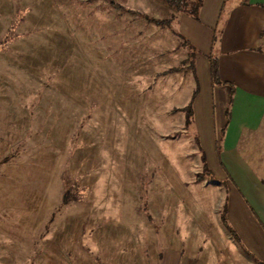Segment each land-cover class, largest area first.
Segmentation results:
<instances>
[{"label":"rangeland","instance_id":"rangeland-1","mask_svg":"<svg viewBox=\"0 0 264 264\" xmlns=\"http://www.w3.org/2000/svg\"><path fill=\"white\" fill-rule=\"evenodd\" d=\"M113 1L0 0V264L169 263L217 179L180 10Z\"/></svg>","mask_w":264,"mask_h":264},{"label":"crops","instance_id":"crops-1","mask_svg":"<svg viewBox=\"0 0 264 264\" xmlns=\"http://www.w3.org/2000/svg\"><path fill=\"white\" fill-rule=\"evenodd\" d=\"M178 12L198 78L190 123L217 179L202 200L188 198L190 214L180 208L171 239L182 244L166 264H264V149L253 147L264 135V0H201L197 16Z\"/></svg>","mask_w":264,"mask_h":264},{"label":"trees","instance_id":"trees-1","mask_svg":"<svg viewBox=\"0 0 264 264\" xmlns=\"http://www.w3.org/2000/svg\"><path fill=\"white\" fill-rule=\"evenodd\" d=\"M110 2V5L112 7H120V5H118L115 1L113 0H108ZM173 7H175L176 9L180 10V11H186L194 16H197V12L198 9L200 7V1L201 0H197L195 3H189L187 0H167ZM246 1V0H244ZM188 4H192V7H188ZM160 23H164L163 21ZM166 25H168L167 23H164ZM210 64H211V73H212V78L214 81L218 80V64H217V60L215 58H213L212 56H210ZM193 101L191 104H189V106L186 108L187 112H188V116H191L193 113ZM190 119V118H189ZM201 177V175H200ZM223 221L226 225V227L229 229V231L231 233H233V230L231 229L230 225L227 223V219L225 218V216L222 217Z\"/></svg>","mask_w":264,"mask_h":264}]
</instances>
